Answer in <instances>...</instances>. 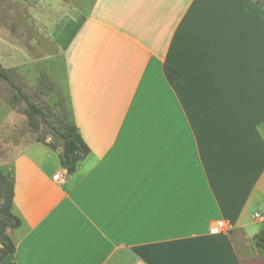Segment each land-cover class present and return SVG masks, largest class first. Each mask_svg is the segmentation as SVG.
Wrapping results in <instances>:
<instances>
[{"label":"crops","instance_id":"obj_1","mask_svg":"<svg viewBox=\"0 0 264 264\" xmlns=\"http://www.w3.org/2000/svg\"><path fill=\"white\" fill-rule=\"evenodd\" d=\"M51 10L50 57L89 153L70 174L59 146L0 110V167L21 221L0 264H264L253 241L264 228V8L57 0Z\"/></svg>","mask_w":264,"mask_h":264},{"label":"rangeland","instance_id":"obj_2","mask_svg":"<svg viewBox=\"0 0 264 264\" xmlns=\"http://www.w3.org/2000/svg\"><path fill=\"white\" fill-rule=\"evenodd\" d=\"M56 1L0 0V65L16 88L0 79V110H13L26 116V104L17 93L20 91L44 114L48 124L32 117L36 129L28 121L30 130L36 138L39 136L53 146L60 142L55 141L50 127L60 130L71 123L62 64L50 57L54 54L49 42L51 8L55 9ZM251 1L264 8V0ZM0 172L1 203V193L8 187L11 172L1 167Z\"/></svg>","mask_w":264,"mask_h":264},{"label":"trees","instance_id":"obj_3","mask_svg":"<svg viewBox=\"0 0 264 264\" xmlns=\"http://www.w3.org/2000/svg\"><path fill=\"white\" fill-rule=\"evenodd\" d=\"M243 1L249 2L250 0ZM163 72L166 79L170 83H172L179 77V74L167 65L163 67ZM0 79L10 83L8 76L6 75L5 71L1 68V65ZM11 86L15 88L12 84ZM17 93L26 104L25 114L32 128L36 129L32 124V117H38L42 123L48 125L45 121L44 114L40 110H38L33 104L29 103L26 100L25 96L20 93V91L17 90ZM50 129L55 141L60 142V144L57 146L61 148V164L66 169V171L71 174L75 171L77 163L88 155V148L82 141L80 135L77 132V129L72 123L63 125L60 130L52 127H50ZM36 141L46 145L49 148L57 147L51 145L50 143H44L43 139H41L39 136H37ZM1 196L2 202L0 203V262L7 256L13 254L15 251V246L9 238L7 230L16 229L21 225L20 219L14 216L11 211L13 197L12 177L10 182L8 183L7 189L3 190ZM253 241L255 248L258 249L259 252L264 253V228H262L253 237Z\"/></svg>","mask_w":264,"mask_h":264},{"label":"built area","instance_id":"obj_4","mask_svg":"<svg viewBox=\"0 0 264 264\" xmlns=\"http://www.w3.org/2000/svg\"><path fill=\"white\" fill-rule=\"evenodd\" d=\"M225 227V223L223 222V221H221V220H216V221H214V223H213V231H221L223 228Z\"/></svg>","mask_w":264,"mask_h":264}]
</instances>
